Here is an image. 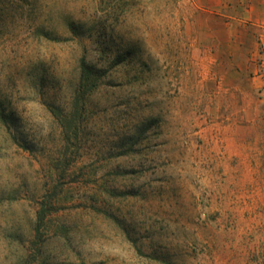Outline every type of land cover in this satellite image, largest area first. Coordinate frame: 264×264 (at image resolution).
<instances>
[{"label":"rangeland","instance_id":"obj_1","mask_svg":"<svg viewBox=\"0 0 264 264\" xmlns=\"http://www.w3.org/2000/svg\"><path fill=\"white\" fill-rule=\"evenodd\" d=\"M203 2L0 0V264H264L257 41Z\"/></svg>","mask_w":264,"mask_h":264},{"label":"crops","instance_id":"obj_2","mask_svg":"<svg viewBox=\"0 0 264 264\" xmlns=\"http://www.w3.org/2000/svg\"><path fill=\"white\" fill-rule=\"evenodd\" d=\"M213 3L214 14L227 24L240 22L244 23L254 29L253 33L247 37L257 43L253 46L251 44L248 55L259 56L261 59L260 69L264 72V0H209ZM199 8L207 11L208 7L203 0H198ZM230 40L236 42V48H239V36L233 32L228 33ZM263 88L264 100V73L260 75L257 82Z\"/></svg>","mask_w":264,"mask_h":264},{"label":"trees","instance_id":"obj_3","mask_svg":"<svg viewBox=\"0 0 264 264\" xmlns=\"http://www.w3.org/2000/svg\"><path fill=\"white\" fill-rule=\"evenodd\" d=\"M98 71L89 66L85 60L81 63V73H80V79H79V85L77 89V101L76 103H82L85 99L87 93L89 90H91L96 85L97 77H98ZM45 203H42V207L36 212V224H35V237L40 238L41 229L44 226L46 218L49 216V214L52 211L53 205L49 203L48 208ZM22 264H33V262L29 260H24Z\"/></svg>","mask_w":264,"mask_h":264}]
</instances>
